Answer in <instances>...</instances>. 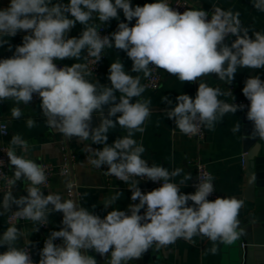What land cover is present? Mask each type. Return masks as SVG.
Listing matches in <instances>:
<instances>
[{"label": "clouds", "instance_id": "9594fccd", "mask_svg": "<svg viewBox=\"0 0 264 264\" xmlns=\"http://www.w3.org/2000/svg\"><path fill=\"white\" fill-rule=\"evenodd\" d=\"M252 5L264 12V0H252ZM118 10L123 11L127 23L119 22L116 31L101 36L102 28L94 21L98 19L105 25L112 19L119 20ZM133 19L135 24L130 27ZM77 23L83 25V31L78 38H68ZM21 31L28 33L22 44L15 47L11 57L0 59V101L15 102L11 117L19 119L23 111L18 105H28L34 95L38 96L46 125L78 143L91 140V144L104 145L102 149H93L84 144L87 162L98 169L106 165V175L126 184L131 181V200H139L130 204L127 211L113 208L101 219L77 200L64 199L58 192L45 195L40 187L48 180L45 167L16 154L17 147L26 152L29 146L21 135L14 134L6 152L10 166H14L13 176L9 179L0 173L10 185L0 201V216L11 213L17 219L46 225L51 213L63 214V227L45 239L38 264H97L89 250L107 257L106 264H129L140 260L154 244L157 248L165 247L178 239L195 244L194 237L210 241L212 247L207 251L215 255L219 244L230 246L240 239L244 234L239 219L243 199L216 196L210 200L215 191L210 175L199 179L194 194H184L180 188L192 179L190 173L179 183L171 182L180 176L182 168L170 172L161 165L149 166L142 158L146 149L133 136L145 131L143 125L151 115V99L132 102L145 92L140 75H130L117 58L109 67L108 87L86 79L92 74L87 63L58 67L54 61L79 60L87 49V56L96 58L97 63L102 52L114 46L131 59V72L143 73L145 78L151 76L153 69H163L182 83L215 74L218 80L231 84L238 68H264V33L256 31L251 38L249 30L242 26L239 12L218 6H213L209 13L202 8L180 12L168 0L135 7L130 0H68L66 4L53 0H10L6 8L0 9V47L9 43L8 37ZM229 36L236 37L230 46L225 43ZM117 91L121 94L118 102ZM242 94L250 102L248 106L228 103L219 97L232 93L199 82L195 98L178 95L175 106L166 115L174 119L182 134L191 136L198 134L202 126L214 130L226 114L247 107L246 119L252 124L250 137L264 139V81L258 75L247 78ZM162 102L171 104L167 96L162 97ZM94 113L99 114L97 127L92 126ZM117 124L127 130V135L108 145L107 134ZM35 125L34 119L27 120L29 128ZM6 127L0 125V134H8ZM240 127L237 123L233 133L239 132ZM4 165L5 161L0 160V167ZM136 177L154 183L162 181V186L143 193ZM21 179L29 182L27 195L16 198L12 188ZM255 179L252 175L250 182ZM66 188L71 196L72 182H66ZM122 195L117 191L104 200V207H111ZM13 206L18 210L12 211ZM141 209H145L143 215ZM23 236L15 224L7 227L0 236V247L7 248L0 253V264H34L29 247L32 242L18 246ZM58 238L62 244L54 243Z\"/></svg>", "mask_w": 264, "mask_h": 264}, {"label": "crops", "instance_id": "0c3cea01", "mask_svg": "<svg viewBox=\"0 0 264 264\" xmlns=\"http://www.w3.org/2000/svg\"><path fill=\"white\" fill-rule=\"evenodd\" d=\"M172 0H168L170 3ZM54 3L59 2L66 4L68 0H53ZM114 2V0H113ZM155 0H130L133 7L139 5L143 6L146 3H153ZM190 9L202 8L205 11L211 13L213 6L221 7L224 10H232L233 12L240 13V20L242 26L249 30L248 35L254 39L253 33L259 31L264 33V12L256 10L252 5V0H189ZM10 3V0H0V9L6 8ZM119 20L112 19L105 25L110 33L117 30L119 22H126L123 16V11L118 10ZM69 18L72 17L67 14ZM98 26L100 21L96 19L94 21ZM135 24V19L131 21L129 26ZM83 31V25L77 23L70 32L67 34L68 38L79 37ZM25 33L18 32L14 37H8V44L0 47V58H9L13 55L15 47L22 44L23 36ZM236 39L235 36H229L226 38L225 43L229 46ZM11 47V50H10ZM87 49L82 51L81 58L57 60L56 62L62 63L67 66H71L73 63H85ZM117 58L124 65V69L130 75L141 76V84L143 82V73L131 72L132 61L123 50L116 49L114 46L111 49L104 50V61L102 65L101 74L94 78L88 76V79L92 83L99 82V84L111 87V83L108 80L109 67L112 62ZM163 78L160 86L155 90H149L145 88V92L140 98H133L132 102L136 99H151L149 105L151 115L145 122L143 127L145 131L141 134L137 132L133 139L137 143H142L146 151L142 154V158L148 161L149 166L156 164L167 168L170 172L176 168H182L183 172L180 176L172 178V181L179 183L183 179L185 174L190 173L192 179L186 182V185L181 186L180 191L184 194H194L196 191L194 185V169L189 163V160L195 156H200L205 161L213 174L214 184L222 197L235 196L244 200V207L240 211L241 218L246 214L247 210L251 207V203L246 199V168L241 160V140H242V115L243 111H237L235 114H226L222 122L218 123L214 130L206 128V137L203 141L199 142L196 139H191L187 135L182 134L178 128L174 119H169L166 115V111L173 108L176 104V97L180 94H187L193 99L196 96L199 82L207 83L211 87H219L222 92L232 93V95H224L219 97L220 99L228 103L243 104L249 102L242 94V88L245 81L249 77L259 76L264 81V68L261 69H248L238 68L235 74V79L231 84L218 80L215 74L198 78L196 82H181L179 79L167 73L163 70ZM201 79V80H200ZM117 102L120 97V93L117 91ZM167 96L171 101V104L162 102V97ZM233 96L235 100L233 101ZM37 105H40V101L28 105L20 104L23 111L22 116L19 119H13L11 117V109L15 106V102L12 100L0 101V120H7L10 128V135L7 138V142L10 145V140L14 134H19L28 142V150L25 152L21 148H16V154L24 156L26 159H31L37 164L41 161H46L59 166L62 163V145H68L70 151L73 154V162L71 166L70 174H61L58 170L54 172L51 184L49 187L42 188L41 190L45 195L50 192L60 193L64 199H68L66 195V182H75L76 189L79 193L78 203L92 211L94 215H98L103 219L108 212L113 208L121 211H127L130 204L139 203V200H131V191L128 184L125 182H117L115 180L107 179L100 169L89 164L87 162V152L85 151L84 144H90L93 149H102V144H91V140L78 143L77 140L69 139L62 134L52 133L45 123L42 112L38 110ZM248 106V105H247ZM107 112V106L105 107ZM120 114L117 113V116ZM34 119L36 125L32 128L27 126V120ZM115 121V117H112ZM240 124V131L233 133L232 128L237 124ZM99 125V124H98ZM127 135V130L120 128L117 124L114 129H110L107 134V144L111 145L119 138ZM14 166H12V173ZM136 179V178H135ZM139 180V179H137ZM29 182L21 179L17 181L13 186V196L19 198L21 195H27L25 189L28 187ZM139 188L143 193L154 190L146 182L140 180ZM119 191L123 195L116 201L111 207L105 208L103 205L104 200L110 199L115 193ZM84 193H88L84 196ZM4 192H0V201L3 199ZM193 202L189 201V205ZM96 205L95 208L92 206ZM16 207V206H14ZM51 207V206H50ZM129 214V213H128ZM50 227L48 230H41L35 223L32 222H20L16 223L18 229H20L24 236L18 240V246L28 244L31 241V245L34 246V264H38L40 259V251L43 246L41 245L52 231H59L62 225L63 214L60 212H53L48 215ZM11 223L7 222L6 214L0 216V236L6 231L7 227L11 226ZM39 228L36 232L35 229ZM263 234H260L262 238ZM59 239V238H58ZM264 239V238H263ZM62 244V239H59ZM195 244L189 243L183 239H178L174 244H170L165 247L157 248L154 244L148 252H146L140 260L130 261L129 264H243L244 258L241 254L242 246L237 242L233 245L226 246L219 244V251L217 254L212 255L208 253V249L212 247V243L207 239H201L200 237H194ZM7 250L6 247H0V253ZM249 264H264V245H259L256 249L251 248L249 251ZM89 255H92L97 260V264H106L107 257H101L94 250H89ZM110 256V253L108 254Z\"/></svg>", "mask_w": 264, "mask_h": 264}, {"label": "built area", "instance_id": "2783aa9c", "mask_svg": "<svg viewBox=\"0 0 264 264\" xmlns=\"http://www.w3.org/2000/svg\"><path fill=\"white\" fill-rule=\"evenodd\" d=\"M169 5L173 8H178L180 12H183L185 11L186 9H190V2L189 0H172ZM209 12V11H208ZM210 13V12H209ZM210 15H209V19H210ZM99 28H102L101 29V36H104V35H109L110 34V31L108 30V28L106 27V25L104 24H99L98 25ZM102 58L101 60H99L97 63H96V58L94 57H91V56H87L86 54V59H85V63H87L88 65V70L92 73L91 76H93L94 78L98 77L100 74H101V70H102V65H103V61H104V51L102 52L101 54ZM1 59V58H0ZM58 67H63L65 66L64 64L62 63H59V62H56L54 61ZM162 78H163V71L162 69H153L152 70V74L150 77H147L143 79V82H142V85L146 88V89H149V90H155L157 89L161 82H162ZM40 101V98L38 96H35L33 97V100L32 102L33 103H36V102H39ZM250 102H246V103H243V105L247 106L249 105ZM0 125H6V131H7V135H3V134H0V160H4L5 161V165L4 167H0V173H4L6 174L7 178H12L13 176V173H12V166H10L9 164V161H8V158L6 156V152L9 148V144L7 142V138L9 137L10 135V128H9V124L7 122V120L3 119V120H0ZM189 138L191 139H196L197 141L201 142L205 139L206 137V128L205 127H201L200 129V132L196 135H187ZM62 163L59 165V166H56L54 165L53 163H50V162H46V161H41L39 162L40 165H43L45 167V172H46V175L48 177V180H47V183L44 184V185H40L42 188H46V187H49L50 184H51V180L53 178V175H54V172L56 170H58L61 174H70L71 173V166H72V162H73V154L72 152L70 151V148L68 147V145H62ZM189 163L192 165L193 169H194V185L198 184L199 183V179L201 178H206L207 176H212L213 177V174L212 172L210 171L207 163L205 161H203L201 159L200 156H195L193 158H191L189 160ZM102 174L107 178V179H110V180H115L117 182H123V181H120L118 180L117 178H115L114 176H110V175H106L105 172L107 171V166H102V168L100 169ZM136 179H139L143 182H146L148 185H150L153 189H156V188H159L162 186V181L161 182H152L150 180H143L139 177H136ZM171 182H173L171 180ZM213 184H214V178H213ZM10 189V185L7 183V180L5 179V177L3 175H0V192H7L8 190ZM214 193L212 196L209 197L210 200H214L216 198V196H220L219 192L217 191L216 187H215V184H214ZM13 190V188H12ZM66 195L68 198H72L74 200H78V196H79V193L76 189V184L75 182L73 181L72 182V189H71V196H69V191L68 189H66ZM18 210L16 207L13 206V209L12 211H16ZM145 212V209H141V212L140 214L143 215ZM130 214V212H129ZM6 219H7V222L8 223H11V224H16V223H20V222H32L30 220H24V219H17L15 217H13L11 215V213H6ZM47 220H48V223L46 225H42V224H36L41 230H48L49 227H50V222H49V219L47 217ZM34 223V222H32ZM44 241L42 242V246H44ZM55 244H59L60 243V240L57 239L54 241ZM27 246V244L23 245V247ZM30 254H31V257H32V260L34 261V246L33 245H30Z\"/></svg>", "mask_w": 264, "mask_h": 264}, {"label": "water", "instance_id": "95a60500", "mask_svg": "<svg viewBox=\"0 0 264 264\" xmlns=\"http://www.w3.org/2000/svg\"><path fill=\"white\" fill-rule=\"evenodd\" d=\"M37 107L42 112L40 105H37ZM246 112L247 107L243 110L242 115L241 160L246 168L247 176L245 197L251 203V207L246 214L239 218L240 227L243 229L244 234L236 241L242 246L243 264H249V251L251 248L256 249L257 246L264 245V139H252L250 137L252 124L247 121ZM98 115V113L93 114V127H97L100 123ZM48 129L52 133L60 134L53 128L48 127ZM252 175L256 177L254 182H250ZM12 191H16V189ZM260 234H263L262 238H260Z\"/></svg>", "mask_w": 264, "mask_h": 264}]
</instances>
